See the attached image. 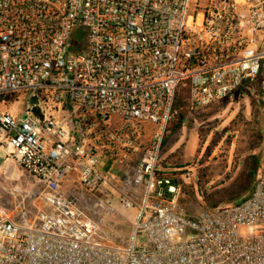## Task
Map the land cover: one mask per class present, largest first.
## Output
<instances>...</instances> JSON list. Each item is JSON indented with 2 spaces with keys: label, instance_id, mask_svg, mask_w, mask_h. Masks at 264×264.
<instances>
[{
  "label": "built area",
  "instance_id": "built-area-1",
  "mask_svg": "<svg viewBox=\"0 0 264 264\" xmlns=\"http://www.w3.org/2000/svg\"><path fill=\"white\" fill-rule=\"evenodd\" d=\"M242 87L264 96V0H0V103L24 102L0 150L37 203L0 213V264H264V161L240 203L189 213L193 171L162 159L178 91L203 110ZM118 205L124 243L101 235Z\"/></svg>",
  "mask_w": 264,
  "mask_h": 264
},
{
  "label": "rangeland",
  "instance_id": "rangeland-1",
  "mask_svg": "<svg viewBox=\"0 0 264 264\" xmlns=\"http://www.w3.org/2000/svg\"><path fill=\"white\" fill-rule=\"evenodd\" d=\"M182 95L187 97L184 92ZM40 107L47 110L50 104L41 102ZM23 108V99L0 103L1 111L20 113ZM184 124L186 129L181 135L166 132L165 136L169 135L171 139L162 159L169 165H183L182 170L193 171L191 181L182 186L178 206L183 211L194 213L202 207L208 208L204 196L223 184L229 188L241 173L251 167L255 156L263 163L264 96L258 92H237L206 109L191 108ZM244 179L248 182L251 177L246 175ZM205 180L209 181L207 186L203 185ZM35 185V179L7 151L0 150V213L15 214L20 218L33 217L37 213V203L32 194ZM251 191L252 188L245 196ZM224 198L221 205H226V202L237 204L243 200L242 195L230 197L229 201ZM116 208L114 214L104 216L101 235L107 241L124 243L131 235L136 210H127L120 205Z\"/></svg>",
  "mask_w": 264,
  "mask_h": 264
},
{
  "label": "trees",
  "instance_id": "trees-1",
  "mask_svg": "<svg viewBox=\"0 0 264 264\" xmlns=\"http://www.w3.org/2000/svg\"><path fill=\"white\" fill-rule=\"evenodd\" d=\"M240 90H241L240 92H243V93H251V90L248 89L247 87H242ZM182 92L186 93L188 97V93L185 89H181L180 91H178L176 100H175L176 116L173 117V119L170 121L168 128H167V131H168L167 134H171V133L177 134L183 122L186 121L188 113L190 112V109H191L190 104L188 102L187 97L182 95ZM255 130L259 131L257 127H255ZM168 136L169 135L164 137L163 152H164V149H166V145L169 143L171 139V137L169 138ZM253 160L254 161L252 162L251 167L244 174L241 173L239 177H237L236 181H233L232 185L229 186V188L226 187L225 185H221L219 188H215L214 191H212L211 193H208L207 196L206 195L204 196L206 203L209 205L208 209H214V208L223 206L221 205L223 197H225L224 198L225 200L227 199V201H229L230 197H233L235 195H242L243 200H244L246 197L250 195L251 192L247 196H245V193L249 191L250 188H253L255 177L260 167L262 166L261 160L258 156H255ZM165 166L166 167L172 166V168H182L183 167V165L174 166V165H167V163H165ZM246 175H249L251 177V180L248 182L244 179ZM199 181L201 182V180ZM208 184H209L208 180H205L203 182V185L205 186H207ZM226 203L229 204V202H226Z\"/></svg>",
  "mask_w": 264,
  "mask_h": 264
},
{
  "label": "water",
  "instance_id": "water-1",
  "mask_svg": "<svg viewBox=\"0 0 264 264\" xmlns=\"http://www.w3.org/2000/svg\"><path fill=\"white\" fill-rule=\"evenodd\" d=\"M31 102L33 104H36L38 102V97L37 96H33L32 99H31ZM33 111L39 115L41 117V119H43V113L41 112V110L39 108H37L36 106L33 108Z\"/></svg>",
  "mask_w": 264,
  "mask_h": 264
},
{
  "label": "crops",
  "instance_id": "crops-1",
  "mask_svg": "<svg viewBox=\"0 0 264 264\" xmlns=\"http://www.w3.org/2000/svg\"><path fill=\"white\" fill-rule=\"evenodd\" d=\"M185 122H183V124H182V126H181V128L178 130V132H177V134H180L181 135V133L182 132H185V129H186V125L184 124ZM178 140H179V138H177ZM175 140L176 142L178 141V140ZM175 142V143H176ZM180 173V172H179ZM178 180H180V179H178ZM224 185V184H223Z\"/></svg>",
  "mask_w": 264,
  "mask_h": 264
}]
</instances>
